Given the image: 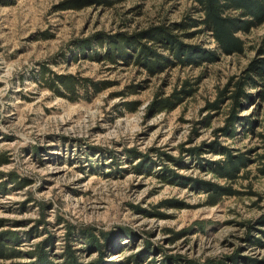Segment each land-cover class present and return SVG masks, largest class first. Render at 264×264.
<instances>
[{
  "label": "rangeland",
  "instance_id": "1",
  "mask_svg": "<svg viewBox=\"0 0 264 264\" xmlns=\"http://www.w3.org/2000/svg\"><path fill=\"white\" fill-rule=\"evenodd\" d=\"M62 1L0 0V155L7 160L0 172L15 171L31 181L0 197V232H16L17 242H5L20 252L0 256V264H34L27 252L44 238L53 264H62L63 248L83 245L81 235L68 239V225L110 232L105 262L134 264L131 257L137 255L136 264H264L262 142L240 128L233 138L218 135L227 99L217 110L207 109L256 57L264 22L237 33L245 42L239 54L221 53L203 25L194 27L182 38L194 46L188 53L209 51L213 59L192 56L151 75L133 63L92 59L96 43L105 35L169 26L185 17L199 21L194 0H126L80 9H63ZM88 37L95 43L82 56L77 40ZM44 68L111 86L88 101L70 102L37 82ZM185 87L191 95L172 110H148L156 95ZM128 101L131 109L124 105ZM263 113L261 98L241 111L260 123L255 132ZM211 143L246 159L234 180L210 171L207 161L224 158L208 151ZM196 146L205 153L185 151ZM205 183L231 185L235 193L209 205ZM75 255L77 264H93L98 256L89 250Z\"/></svg>",
  "mask_w": 264,
  "mask_h": 264
},
{
  "label": "trees",
  "instance_id": "2",
  "mask_svg": "<svg viewBox=\"0 0 264 264\" xmlns=\"http://www.w3.org/2000/svg\"><path fill=\"white\" fill-rule=\"evenodd\" d=\"M126 0H65L60 3L63 9H80L89 4H97L103 6H113ZM198 4V11L202 18L197 21L192 17H185L183 20L173 23L169 26L151 25L147 28L139 30L135 33L127 34L125 32H117L111 35H105L96 43L99 50H95L92 59L97 61H106L111 64H117L119 61L134 64L142 67L151 75L159 73L167 67L176 64H183L188 58L196 55H202L212 60L213 55L209 51L189 52L194 46L184 44L183 37H186L187 31L203 25L205 30L209 31L211 37L217 45V50L223 54H239L245 49L244 40L237 35L238 32H247L250 28L264 22V0H194ZM229 10H237V16L228 15ZM94 37L82 38L77 40L76 49L78 54L84 56L87 49H91L95 42ZM102 48V50H100ZM161 51H166L163 54ZM204 52V53H203ZM37 82L51 91L54 95L64 98L70 102L80 100H90L97 93L111 86L107 80H95L90 77H82L77 74H58L49 68H44ZM187 83V82H186ZM252 89L257 91L252 93ZM132 93V92H131ZM191 88H182L174 90L168 96L156 95L149 105V111L159 113L162 111L172 110L183 97L191 95ZM264 99V37L260 46L257 48V55L254 57L247 68L240 76L226 84L220 90L217 100L207 104L208 110H217L220 103L226 99L229 103L228 113L225 123L218 128V135L226 138H233L236 132L242 129L258 136L262 142L264 149V122L261 130L255 132V126L260 123L252 119V116L241 115L244 106L249 105L253 100ZM125 107L131 109V102H125ZM264 114V113H263ZM257 123V124H256ZM218 147V148H217ZM208 151L222 154L221 160L207 161L216 177L226 180H234L238 177L241 168L245 167L246 159L243 155L235 156L232 151L221 145L208 144ZM190 155L200 156L204 154L202 146H196L185 150ZM260 166L258 171L264 175V153L260 156ZM7 162L4 155H0V165ZM140 164L136 167H138ZM11 184V186H8ZM31 184L29 178L17 174L15 171L2 173L0 172V197L11 191V187L25 188ZM203 190L206 193V201L209 205H214L223 195H231L235 193L231 185H217L213 183H205ZM31 200H29L30 202ZM5 220L0 218V227L4 226ZM42 226V225H41ZM39 227V226H38ZM36 229V228H35ZM38 232V231H37ZM36 233V231H35ZM67 237L70 241L77 240L81 235L82 246L75 250L70 244L61 251L62 264H77L78 259L75 255L76 251L89 250L96 252L97 258L93 264H117L103 259V246L108 242L110 232H102L94 230L90 227L76 228L74 225L67 226ZM76 233V234H75ZM5 234L0 238V256L1 257H20V252L11 243L5 240L17 242L19 236L11 230L1 231ZM105 239V242H103ZM255 240V239H254ZM47 238L37 242L35 246L27 252L29 257L33 258L34 264H53L49 252L45 249ZM144 253V252H143ZM142 254V253H141ZM137 255L131 257V261L136 264ZM166 259H170L167 257ZM104 260V261H103ZM175 261V260H173ZM174 263V262H172ZM150 264H160L154 263ZM186 264H198L188 260ZM205 264H223L220 260H209Z\"/></svg>",
  "mask_w": 264,
  "mask_h": 264
}]
</instances>
